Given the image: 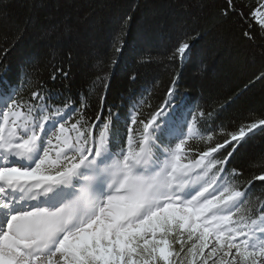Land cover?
Segmentation results:
<instances>
[{
    "label": "snow or ice",
    "instance_id": "1",
    "mask_svg": "<svg viewBox=\"0 0 264 264\" xmlns=\"http://www.w3.org/2000/svg\"><path fill=\"white\" fill-rule=\"evenodd\" d=\"M217 15L264 51V0H223ZM131 19L113 36L115 54ZM199 38L184 32L163 54L176 70L155 108L143 95L108 104L115 56L93 73L95 106L87 91L56 93L35 64L0 93V264H264V190L254 191L264 159L251 176L230 167L264 114L232 129L216 124L231 98L174 103ZM14 47L5 36L0 84ZM48 80L67 88L70 66Z\"/></svg>",
    "mask_w": 264,
    "mask_h": 264
},
{
    "label": "trees",
    "instance_id": "2",
    "mask_svg": "<svg viewBox=\"0 0 264 264\" xmlns=\"http://www.w3.org/2000/svg\"><path fill=\"white\" fill-rule=\"evenodd\" d=\"M222 3L223 0H0V46L5 36L15 44L5 62L7 75L0 90L6 93L10 87L19 88L22 69L33 72L35 64L56 93L76 99L87 91L89 102L95 106L93 73L102 61L115 56L108 104L123 107L125 100L143 95L155 108L162 104L167 83L176 70L167 64L163 54L180 34L198 32L200 38L193 42L190 59L181 70L174 103L205 107L231 98V103L217 111L216 124L235 129L264 114V51L241 39L234 23L218 19ZM128 16L132 19L126 44L120 54H115L113 36ZM148 55L158 59L143 62ZM56 66L65 70L70 66L67 88L59 80H48ZM27 79L34 82V77ZM261 159L264 131L258 129L246 138L230 167L242 169L246 176L259 174ZM255 183L256 193L264 190L259 181Z\"/></svg>",
    "mask_w": 264,
    "mask_h": 264
}]
</instances>
